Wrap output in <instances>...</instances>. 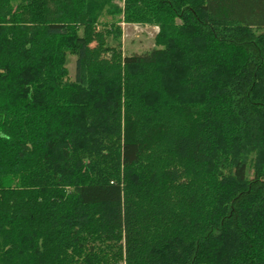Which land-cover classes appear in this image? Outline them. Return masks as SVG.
Returning <instances> with one entry per match:
<instances>
[{
	"label": "trees",
	"instance_id": "1",
	"mask_svg": "<svg viewBox=\"0 0 264 264\" xmlns=\"http://www.w3.org/2000/svg\"><path fill=\"white\" fill-rule=\"evenodd\" d=\"M111 1L0 0V264H264V0Z\"/></svg>",
	"mask_w": 264,
	"mask_h": 264
},
{
	"label": "rangeland",
	"instance_id": "2",
	"mask_svg": "<svg viewBox=\"0 0 264 264\" xmlns=\"http://www.w3.org/2000/svg\"><path fill=\"white\" fill-rule=\"evenodd\" d=\"M109 3L114 4L118 8H124V0H112ZM121 18L122 20L119 23L122 30L121 45L125 55L145 54L157 47L156 36L159 32L158 25L140 22H125L123 15H121ZM76 63L77 57L70 55L68 63L70 80L75 79Z\"/></svg>",
	"mask_w": 264,
	"mask_h": 264
}]
</instances>
